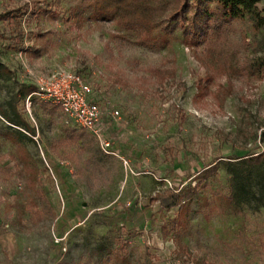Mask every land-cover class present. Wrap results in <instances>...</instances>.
Returning <instances> with one entry per match:
<instances>
[{
    "label": "rangeland",
    "instance_id": "1",
    "mask_svg": "<svg viewBox=\"0 0 264 264\" xmlns=\"http://www.w3.org/2000/svg\"><path fill=\"white\" fill-rule=\"evenodd\" d=\"M78 2L0 0V63L11 72L0 111L34 131L17 143L0 115V264H264V207L247 191L228 203L227 169L264 155V78L250 69L264 27L247 18L192 47L162 27L88 12L80 21ZM58 66L86 80L101 111L119 112L103 126L112 155L58 107L36 96L27 105ZM194 187L187 224L172 227L181 210L158 196Z\"/></svg>",
    "mask_w": 264,
    "mask_h": 264
},
{
    "label": "trees",
    "instance_id": "2",
    "mask_svg": "<svg viewBox=\"0 0 264 264\" xmlns=\"http://www.w3.org/2000/svg\"><path fill=\"white\" fill-rule=\"evenodd\" d=\"M264 0H79L71 9L73 18L82 20L85 12L92 18L100 20H112L127 27H139L147 32L162 27L164 36L172 37L180 32L183 43L195 46L204 38L212 39L224 35L232 25L246 20L259 31L264 27L263 11L258 10V5ZM164 42H166L164 40ZM37 57L41 51L32 50ZM251 71L259 77L264 78V56L250 63ZM11 72L0 63V79H9ZM35 91H29L33 94ZM13 116L5 111L0 115L10 125V128H17L13 131L15 141L20 142L25 134H33L34 131L13 109ZM16 143V145H18ZM228 173L231 176L228 203L232 206L240 205L239 198L244 192L251 194L255 202L264 207V184L252 188L253 178L264 174V155L251 156L237 163L227 165ZM215 169L205 171L200 179H207V176L215 174ZM197 196V187L181 189H170L158 196L160 207L170 210L179 207L181 215L170 221L172 227H183L187 224L188 205L183 208L181 205L190 202ZM43 210L48 209L43 206Z\"/></svg>",
    "mask_w": 264,
    "mask_h": 264
},
{
    "label": "built area",
    "instance_id": "3",
    "mask_svg": "<svg viewBox=\"0 0 264 264\" xmlns=\"http://www.w3.org/2000/svg\"><path fill=\"white\" fill-rule=\"evenodd\" d=\"M32 96L58 107L77 129L90 134L98 142L103 153L112 155L108 151L103 126L108 120L118 119L120 114L112 110L101 111L92 97L90 85L80 74L58 66L38 83L36 91L26 100L27 105H30Z\"/></svg>",
    "mask_w": 264,
    "mask_h": 264
}]
</instances>
